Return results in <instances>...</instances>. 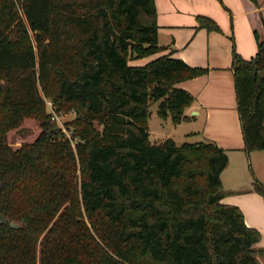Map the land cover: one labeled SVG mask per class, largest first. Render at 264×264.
Returning <instances> with one entry per match:
<instances>
[{
    "label": "trees",
    "instance_id": "1",
    "mask_svg": "<svg viewBox=\"0 0 264 264\" xmlns=\"http://www.w3.org/2000/svg\"><path fill=\"white\" fill-rule=\"evenodd\" d=\"M157 15L156 0H0V264H261L260 231L222 203L226 150L150 140L152 103L189 120L178 83L208 72L173 52L131 64L166 49ZM233 68L245 149L264 150V41ZM45 96L74 111L70 136ZM29 119L40 134L12 145Z\"/></svg>",
    "mask_w": 264,
    "mask_h": 264
},
{
    "label": "crops",
    "instance_id": "2",
    "mask_svg": "<svg viewBox=\"0 0 264 264\" xmlns=\"http://www.w3.org/2000/svg\"><path fill=\"white\" fill-rule=\"evenodd\" d=\"M156 7L159 44L166 48L156 57L173 52L191 66L208 69L178 83L195 99L186 109L190 119L179 125L190 124L188 138L201 135L199 142L226 150L222 203L242 210L246 224L260 231L264 248V196L253 188L255 179L264 184V150L245 149L233 68L235 53L252 59L264 41V0H156ZM200 18L218 29L204 26Z\"/></svg>",
    "mask_w": 264,
    "mask_h": 264
},
{
    "label": "rangeland",
    "instance_id": "3",
    "mask_svg": "<svg viewBox=\"0 0 264 264\" xmlns=\"http://www.w3.org/2000/svg\"><path fill=\"white\" fill-rule=\"evenodd\" d=\"M156 55H150L144 58H139L135 60H131V64L133 65H144L149 61L153 60ZM46 100V113L50 114V121L52 127L57 130L62 129V131L70 136L69 125H72V122L75 119V113L72 110H66L62 107H58L54 104V102L45 96ZM158 102L152 103L150 107L151 115L148 119V125L150 130V140L152 143L158 144L165 140L168 137H172L176 140L179 145L184 143H195L199 142L201 139V135H197L195 137H187L185 136L186 129L188 127V123H184L182 125L175 124L172 120V117H168L166 119L161 118L158 115ZM42 128L35 119H29L25 122L21 129H17L12 131L9 134V139L12 145L20 147L24 143L33 142L36 137L40 134ZM44 235L41 236L40 241ZM261 242H259L256 247H261ZM39 253L41 252V243L38 247ZM260 263L264 264L263 257H260Z\"/></svg>",
    "mask_w": 264,
    "mask_h": 264
},
{
    "label": "water",
    "instance_id": "4",
    "mask_svg": "<svg viewBox=\"0 0 264 264\" xmlns=\"http://www.w3.org/2000/svg\"><path fill=\"white\" fill-rule=\"evenodd\" d=\"M0 221H1V219H0ZM9 224L13 228H20V227H22V224L21 223H18V222H15V221H10Z\"/></svg>",
    "mask_w": 264,
    "mask_h": 264
}]
</instances>
